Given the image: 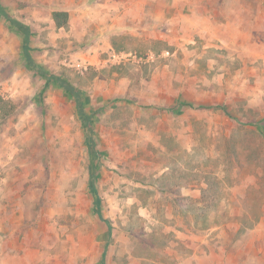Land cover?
I'll return each mask as SVG.
<instances>
[{
    "label": "rangeland",
    "instance_id": "1",
    "mask_svg": "<svg viewBox=\"0 0 264 264\" xmlns=\"http://www.w3.org/2000/svg\"><path fill=\"white\" fill-rule=\"evenodd\" d=\"M0 1L32 27L42 69L85 92L94 129L0 17L10 264H264V0H170L160 32L149 18L143 33L112 35L113 48L32 18L49 0Z\"/></svg>",
    "mask_w": 264,
    "mask_h": 264
},
{
    "label": "crops",
    "instance_id": "2",
    "mask_svg": "<svg viewBox=\"0 0 264 264\" xmlns=\"http://www.w3.org/2000/svg\"><path fill=\"white\" fill-rule=\"evenodd\" d=\"M53 3L41 6L39 10L31 12L33 17L41 19V17H52L51 25L57 28L53 20L54 12H64L68 14V23L65 26L69 32L77 35V40L80 36L99 35L101 40H105L104 44L113 48L110 45L113 42L114 34L119 33H143V26L152 20V30L147 31L157 32L159 29L162 17V11H168L171 7L167 4L170 0H49ZM30 5L25 6L26 10H30ZM33 9V8H32ZM22 15L26 16V12L22 11ZM27 17V16H26ZM22 21V16L16 17ZM159 22V23H158ZM27 23V21L25 22ZM32 28V27H31ZM59 28V29H63ZM146 27H144L145 29ZM34 33V32H33ZM33 38V37H32ZM76 38V37H75ZM96 40V39H95ZM99 44L98 38L96 44ZM109 43V44H108ZM95 44V45H96ZM95 45L93 47H95ZM25 256V255H24ZM21 256L18 259L19 263H25V257ZM13 256L10 252H0V264H10Z\"/></svg>",
    "mask_w": 264,
    "mask_h": 264
},
{
    "label": "trees",
    "instance_id": "3",
    "mask_svg": "<svg viewBox=\"0 0 264 264\" xmlns=\"http://www.w3.org/2000/svg\"><path fill=\"white\" fill-rule=\"evenodd\" d=\"M0 17L5 18V20L9 23L10 28L18 33L22 38V54L25 57L27 64L34 70L37 71L38 75L41 78H44L47 83H56L60 88H62L66 94L71 97L75 102V107L77 109V113L79 118L82 121L83 127L89 133L94 134L93 129V116L87 112V98L86 94L83 90L77 87L75 84L69 82L63 76L56 75V74H49L48 72L44 71L42 67L36 62L33 52L34 48L32 47V37L33 31L32 28L23 23L22 21L18 20L16 17L9 14L5 8V6L0 1ZM53 20L56 23L58 28L65 27L68 23V14L64 12H54L53 13ZM188 107V105H184ZM190 107L195 108V106L190 105ZM264 132V129H262ZM87 142L93 150L94 153V146H92V139L91 137L87 139ZM98 175L95 172V167H91L90 170V177H89V189L94 195V203H95V210L94 213L100 218L101 222H105L109 228L110 239H112L113 234V225L110 221L105 220L103 216V208H102V199L99 195V188H98ZM108 247V245H107ZM106 256V251H105Z\"/></svg>",
    "mask_w": 264,
    "mask_h": 264
}]
</instances>
